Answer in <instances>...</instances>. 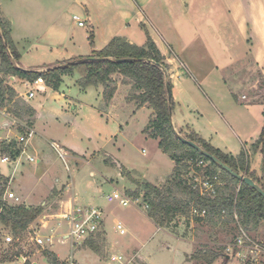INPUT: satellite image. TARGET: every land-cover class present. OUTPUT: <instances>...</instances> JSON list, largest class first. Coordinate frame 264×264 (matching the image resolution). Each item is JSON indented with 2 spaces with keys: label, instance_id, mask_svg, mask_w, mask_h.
Instances as JSON below:
<instances>
[{
  "label": "crops",
  "instance_id": "crops-1",
  "mask_svg": "<svg viewBox=\"0 0 264 264\" xmlns=\"http://www.w3.org/2000/svg\"><path fill=\"white\" fill-rule=\"evenodd\" d=\"M172 1L176 2L177 0H0V12L10 24L11 43L14 51L18 54L15 64L17 67L24 70L30 69H26L22 64V51L27 48L31 49L32 45L40 46L43 52H48V49L64 50L66 56L70 54L66 47L71 45L75 49L72 50V52H76V54L81 55V57H86L92 53L93 49H101L114 37L122 38L125 41L137 46H144L146 44L147 37H150L160 53L164 56V61L170 69L166 72H168L167 75L172 85V125L176 131L179 133L180 129L183 131L188 129L190 132L193 131L202 139H204L202 135L194 128L193 124L195 117L201 115L200 111L204 109L202 106L207 104L211 108L210 110L215 111V113L219 115L220 118H224L223 113L225 112L228 114V111H232V107H235L236 101L238 106H243V112L247 113V118L251 121V131H249L250 147L248 149L244 147V149L248 152L249 156L251 154V156L254 158L261 156V148H253L252 153H250V150L252 147L251 145L258 139L264 126V87L258 88L257 86L259 85L260 80L264 81L263 44L260 43L258 45V42L256 41L252 43L253 34L250 30L247 32V34H245L244 39L239 37V41L243 42L242 52L245 50L244 57L249 56L251 58L253 55V59L250 60V63L257 73V78L251 83V85L243 82L244 79L240 81L238 79L239 75H236L240 69L234 70L232 66L235 62V53L236 56L238 53V49L236 47L238 45V41L236 42V39H238L239 35L237 34L233 37L231 34H225V37H223L224 41H221L222 43L215 41L211 42L209 45L203 38V35L201 34L202 31H196L197 27L195 26L194 21L188 20L190 17L187 16L188 13L185 6L179 5L177 8H175V6L173 7L171 4ZM179 2L182 4L181 0H179ZM73 15H77L81 20H83L84 25L78 26L72 19ZM28 24H34V26L37 24L39 25V28L40 25L43 24V29L41 28L42 31L41 29L39 30L38 33L41 34L40 38L38 37L34 44L32 40H28L27 46L24 47L23 38L26 36L25 33L27 30L32 28V26H27ZM173 32L178 39L177 43L179 44L177 48H173L172 46L169 47L166 42L163 41V36H160L162 40L160 41L156 35V33L158 35L166 33L167 35L165 34V36L169 38V33L173 34ZM215 37L220 41L217 33L214 34L213 32H210L209 38L213 40ZM262 39H264V36ZM201 44L203 45V48H200ZM202 49H205L206 51H203ZM225 50L226 52L231 51L230 56L225 57L223 55ZM218 51L219 55H217ZM73 56L75 55H71L70 57H66L62 60L50 61L48 63L42 62V64L39 65L29 66V68H34V71L38 72L46 71L48 69L60 66L62 61H70ZM179 56L184 59V62ZM207 56L210 58L205 59L204 57ZM218 56H223V59L219 60V58H217ZM78 76L81 78L80 73ZM64 77H66V75L62 74L61 80ZM110 77L112 79V85L115 86V92L113 95H115L120 87H125L126 99L128 96L127 88L130 86V84L125 82V78L117 72L111 74ZM31 81L33 80H27L14 75L6 76L4 80V82L10 84L15 89V91H17V88L22 86V84L27 86L29 89V82ZM97 86H99L101 89L100 94L103 93V85L97 84ZM78 87L80 90L85 89L80 86ZM247 88H253L254 90H257V92H255V98H251ZM47 90H49L48 93ZM37 92L44 94L46 93L45 98H47V100L45 101V104L44 102H39L38 104L41 107L47 104V107H44L42 110L55 113L56 121L68 124L67 119L73 115L67 111V108L72 109V106L77 105L74 100H77L78 97H73L71 95L67 96L64 90L49 89L46 86V83L45 89L43 91H36L34 96ZM25 93L26 91L24 93H20L19 96H22L25 100H29L28 103L30 107L34 109L33 117L36 118V115L38 117L39 112L37 114V109L34 106L35 104L30 102V99H32L34 96L32 98H26ZM208 93L213 97H209ZM242 96H244V98ZM257 98H259V100H257ZM176 100L177 107L180 112L179 119H183L184 121L182 124H178V119L175 114L176 108L174 106V102ZM125 101L134 107L132 109L133 113L131 116H135V114L141 110L147 111L146 105L137 107L133 100L126 99ZM97 111H99L101 115L104 112H108L106 110L99 109ZM148 111L149 118L151 111ZM213 111L211 112L213 113ZM250 111H252L253 114H251ZM148 118L144 126H146ZM14 121H18L19 123H27V121H20L16 117L10 116V114L6 112V109H0V138L3 141H13L15 143V148L18 150L14 155L16 156L22 150L23 142L18 141L19 137L22 135L21 126L16 125ZM73 122H75V120H73ZM254 124L256 125L254 126ZM29 125L34 128L35 133H37V131L40 132L42 135L41 137L43 138L41 142L36 139L34 144H31V147H33V145L35 146V152H41L42 158L37 157L40 159L38 160L34 154L30 155L34 156L37 165L42 162L43 159L45 162H48L50 155H43L44 148H48L50 150L49 154L55 153V151L51 148L50 142H58L57 139L61 138V136L58 134L56 135V139L53 138V135H51L49 132H45V127H43L42 124H40L39 128L38 124L34 120L32 124ZM227 125L230 126L228 123ZM119 127L122 128L121 125ZM143 129L142 132L150 137L143 131ZM245 131H248V129H245ZM10 135L12 137H10ZM31 140L27 146L30 144ZM155 141L158 146V140L155 139ZM27 146H25V151L26 154H29ZM63 147L72 154L73 149L67 146ZM240 152L241 151L235 152V154L232 155L236 157L240 154ZM72 155L75 157V161L81 160L85 164L90 165L88 160H84V157L74 154ZM23 158L24 156H22L18 164H15V162L11 164H0V173L8 178L6 190L11 195V197L7 198V203L19 204L20 202L29 208L32 206L38 207L43 205L45 208L48 202L47 198L54 194V190L58 191L62 186L67 187L68 183L66 185H63L62 183L59 184V178L57 176H47L46 168L42 169V171L31 168L22 170L24 165V163L22 164ZM26 161L29 163L34 162L28 160ZM170 161L172 163L171 169L173 170L175 163L172 159ZM113 162L117 164L116 160ZM2 165L5 167L4 170L1 168ZM118 167L119 171L117 174L122 175L121 165L118 164ZM17 171L19 172V177L14 176ZM89 173L94 175L95 172L93 170L91 171L90 169ZM171 173L172 171L170 174ZM170 174H167L166 176H163L164 174L162 175V173L154 174V176H156L155 180H149L145 175L134 176L131 174L130 178L132 180L131 183L133 187L136 186L135 184L138 183L137 180L139 179L141 182H148L152 185L159 186ZM183 178L187 181L188 185H190L188 180L185 177ZM105 180L108 181L110 185H114L111 192H113L115 189L122 190L128 195L141 198V202L146 203L143 200L142 195L136 196L138 194L127 193L124 189H120L115 186V183H113V181L110 179L105 177ZM70 184L72 186V182ZM133 187L129 188L134 190L132 189ZM125 189L127 190L128 187ZM62 192V196L57 194L59 195L57 196V200L59 202V207H64V209L60 208V210H58L60 212L57 211L58 213L56 214L60 215L61 217L68 210L70 204L75 202V197L71 198V196H68L67 190H65V188ZM111 192H108V194ZM14 197H17L19 202H15L13 199ZM81 199L83 204L79 205L100 207L103 210V217L98 230L93 235L80 241L70 240V242L75 243L76 245L75 255H73L72 258L75 257L77 259L76 263L78 264H88V261L94 264L101 262L98 249L99 251L100 249L103 251L102 254L105 255V259H107L109 263H113L108 259L110 254L120 253L124 257L127 256L126 258H128L129 254H126V249H133V254H135L139 260L145 264H149L143 254L142 245L138 246L136 241L137 226H139V223L143 224L142 222H147V224L149 223L153 227H156V230L165 232L176 239L182 240L189 244L191 243L187 238L172 233V220L161 224L158 221L150 218L148 215L149 210L147 211L142 207L134 205L122 206L116 203H107L111 205L106 206L104 204V201L106 200L105 196V200L103 201L93 196H89V192H87L86 196ZM105 202H107V200ZM192 204H194V202L190 203V205ZM42 213L45 214H41V216L48 215L51 216V218L46 219V217L42 216V218L38 219L41 223L40 230H44L46 225L48 228L51 226L49 233L53 232V234L47 233L45 236L49 235L53 238L58 235L62 238L60 240L61 244H64L67 240V238L65 239L64 234L66 233V230L62 229L60 222H57L55 225H53L55 220H53L52 217L54 214H50L49 212L46 213L45 209ZM117 221L121 222L123 228L125 229L123 234H120L115 228V223ZM179 226L180 225H178L176 228H179ZM127 232L128 234H126ZM115 233H118V235H128L127 241L125 238H114L113 235ZM49 249L54 252L57 257H59L57 252L53 251V249L50 247ZM190 253L191 250L190 252H184L185 257L187 256V258H189ZM227 256L231 258V256ZM228 257H226L227 260H229ZM18 264H20V262Z\"/></svg>",
  "mask_w": 264,
  "mask_h": 264
},
{
  "label": "rangeland",
  "instance_id": "rangeland-1",
  "mask_svg": "<svg viewBox=\"0 0 264 264\" xmlns=\"http://www.w3.org/2000/svg\"><path fill=\"white\" fill-rule=\"evenodd\" d=\"M181 1L182 4L179 2V0H177L176 2L172 1L171 4L173 5V7L175 6V8H177L179 5L185 6L188 13L187 16L190 17L188 20L194 21L195 26L197 27L196 31H202L201 34L209 45L211 42L215 41L222 43L221 41H224L223 37H225V34H231V36L233 37L234 35H239L238 39H236V42L238 41V45L236 46L238 49V53L237 56L235 53V62L232 66L234 70L240 69L236 73V75H239L238 79L240 81L244 79L243 82L251 85V83L257 78V73L250 63V60L253 59V55L251 56V58L249 56L244 57L245 50L242 52L243 42L239 41V39H244L245 34H247V32L250 30L253 34L252 43L256 41L258 42V45L261 43L264 46V39H262V37L264 36V0ZM27 26H32V28L27 30V32L25 33L26 36L23 38L24 47L27 46L28 40H32L34 44L37 38H40L41 34H39L38 32L43 27V24L40 25V28L37 24L35 26L34 24H28ZM210 32H213L214 34L217 33L220 41L217 40L216 37L211 40V38H209ZM165 34L158 35L156 33L157 38L160 41H162L160 36H163V41L166 42L169 47L172 46L173 48H177L179 43H177L178 39L176 38L175 33H169V38L165 36ZM66 48L70 53L67 56L64 50L48 49V52H43L40 46L32 45L31 49L27 48L22 51L23 59L21 61L26 69L35 70L34 68H29V66L39 65L42 64V62L48 63L54 60H62L66 57H70L71 55H75L72 57V59H78L79 57H81V55L76 54V52H72V50H75L73 46L69 45ZM200 48H203L202 44L200 45ZM202 50L206 51L205 49ZM230 54L231 51L226 52V50L223 53L225 57L230 56ZM217 55H219V51L217 52ZM222 57L223 56H218L217 58H219V60H222ZM180 58L184 62V59L182 57ZM204 58L209 59L210 57L207 56ZM73 61L71 63H73ZM66 62L67 61H62V63ZM167 70H170L168 66L166 71ZM79 73V67L73 68L71 73L65 74L66 77L61 80L57 88L58 90H64L67 96L71 95L73 97H78L77 100H74L77 105L72 106V109L67 108V111L73 115H70L71 117L67 119L68 124L56 121L55 113L47 110H42L44 107H47V104L43 105V107L38 104L39 102H44L45 104L47 98H45L46 93L44 94L40 92H37L36 95L32 99H30V102L35 104L34 106L37 109V114L39 112L38 117L37 115L36 118H34L33 116L30 117L27 114L22 115L21 118L16 117L20 121H27V124H32L34 120L38 124L39 128L40 124H42L43 127H45V132H49L55 139L57 138L56 135L59 134L61 136V138L57 139L59 144L73 149L72 154L84 157V160H88L90 163L89 165L85 164L81 160L75 161L74 157L73 159H70L68 161L67 168L55 153L49 154L50 150L48 148H44L43 152V155H50L48 158V162H45L43 159V161L37 165L36 160L33 163L27 162L25 157L22 160V164L24 163L22 170L31 168L42 171V169L46 168L47 176H57L59 178V184L62 183L63 185H66L68 183L67 187L62 186L60 190H54V194L50 195L47 198L48 202L45 208L43 205L40 206L42 207V212H44L45 209L46 213L49 212L50 214H54L52 217V219L55 220L53 222V225H55L57 222H60V225H62V229L66 230V232L68 229L66 226V222L61 219L60 215H56L58 212H60L58 211L60 210V208L64 209V207H59V202L57 200V196H59L57 194H60L62 196V191L64 188L65 190H67L68 196H71V198L75 197V204H83L81 202V198L86 196L87 192H89V196H93L99 200L104 201V196L108 194V192H111L114 186L112 184L110 185V183L105 180L106 177L113 181V183H115V186L120 189H124L127 193L140 192L137 193L138 195H136L139 196L142 195L144 191L141 180H137L138 183H136V186L133 187L131 183L132 180L127 175V173L131 172V174L134 176L145 175L149 180H155L156 176H154V174L162 173V175L164 174L163 176H166L167 174H170L171 171H173L171 169V158L167 156V154L164 153L161 149H159L155 139H153L152 137H148L142 132L143 126L148 118V110L151 111V114L148 118L147 123L153 117L152 109L147 106V111L141 110L137 112L135 116H131V114L133 113L132 109L134 107L133 105L125 101L126 99L129 100L128 97L131 94V85L127 88L128 96L126 97V99V88L120 87L115 95H113V97L109 101H106L104 100L103 93L100 94L101 89L99 86L90 84L82 87L80 85V78L78 76ZM78 86L85 89L80 90ZM257 86L258 88H263L264 81L260 80L259 85ZM47 87L49 89L51 88L50 86ZM51 89L54 90L53 88ZM27 90L28 87L24 86L23 84L22 86L17 88L16 94L18 105L25 103L26 105L30 106L28 103L29 100H25L22 96H19L20 93H24ZM247 91L249 92L251 98L256 97L255 92H257V90H254L253 88H247ZM48 92L49 90H47V93ZM208 96L211 98L213 97L210 94ZM257 100H259V98H257ZM174 106L176 108L175 114L178 119V124H182L184 121L183 119H179L180 112L177 107V100L174 102ZM202 107L204 109L200 111L201 115L195 117L193 124L194 128L202 135L207 143H209L212 147L218 148L222 152L229 155L235 154V152L242 151L244 147H246L247 149L250 147L249 131H251V121L247 118V113L243 112V106H238L235 101V107H232L233 110L228 111V114L224 112V118L221 117L222 119L215 113V111L210 110L211 108L207 104ZM0 109H6V111L10 113V111L14 109V105L13 103L6 104V106L0 107ZM98 109L106 110L108 112H104L101 115L99 111H97ZM211 111H213V113ZM250 112L251 114H253L252 111ZM73 120H75V122H73ZM227 123L230 126H228ZM120 125L122 126V128L119 127ZM255 125L256 124H254V126ZM245 129H248V131H245ZM180 132L182 136L190 133L188 129H186V131L180 129ZM41 136V133L37 131L30 144L27 146L29 154H34L36 156V159L42 158L41 152H35V146L33 145V147H31V144H34L36 139L41 142V140H43ZM10 137L12 136L10 135ZM251 146L252 147L250 153H252L253 148H255L254 144H252ZM257 148L260 149L261 145H258ZM243 151H245L248 158L249 172L254 171L256 177L261 178L263 173V154L261 153V156L254 158L253 156H251L252 154L249 156L248 152L245 149ZM114 159L117 161V164L113 162L115 161ZM0 164L4 163L0 162ZM118 164L121 165L122 175L117 174V172L119 171ZM1 168L3 170L5 169L3 165L1 166ZM90 169L91 171L93 170L95 172L94 175H91L89 173ZM190 171V168L186 170L183 174V177L188 178V173ZM238 173L244 175L243 172ZM14 176L19 177V172L17 171ZM218 177H221V174H218ZM71 182L72 186L70 184ZM164 182L165 180L163 181V183ZM256 183L259 185V182ZM126 187H128L127 190L125 189ZM129 187H133L132 189L134 190H131ZM178 197H180V195H178ZM105 201L104 204L106 206L111 205L107 204L108 202ZM15 202L19 201L17 200ZM19 204L21 203L19 202ZM142 204L145 203L143 202ZM31 208L35 207L32 206ZM146 210L148 211L149 208H146ZM42 216L46 217V219L51 218V216L48 215ZM42 216L40 215L35 220L30 222L26 229L22 230L19 233L14 242L4 243L0 241V264H18L19 262L21 264L24 261L21 262L20 258H24V260L28 259L31 264H54L52 255L55 256L58 264H68V260L77 262V259L75 257L72 258V256L75 255L76 251L75 243L70 242L72 238L68 239V237L65 236V239L67 238V240L64 244H61L60 240L62 238L56 235L52 238L53 245L51 246L47 243L44 244V246H41L34 243V241L30 239V236L32 235V229L34 228L35 230H37L36 232L41 236H45V234L47 233L53 234V232L49 233V229L51 227L50 225L49 228L46 225L44 230H40L41 223L38 219L42 218ZM200 218L201 217H195L188 212L187 215H177L172 219V233L187 238L191 242L190 244L176 239L175 237L165 232L156 230V227H153L149 223L147 224V222H142L141 220L143 224L139 223V226H137L136 241L138 246L142 245L143 254L148 263L208 264L206 260H191L184 255V252H190L191 250L190 256L195 254L197 257H199V251L207 249V251L219 253V255L209 264H264V254H249L247 256V260H241L236 256H231L230 258L226 255V257L229 258V260H227V258L225 257L226 252L223 247H225L224 245H226L227 243L232 242L231 240L233 239V237L239 234V226H235L236 223L233 222L223 226H221L220 224L211 226L204 223ZM178 225H180L179 228H176L178 227ZM0 227H2V225H0ZM5 229L7 228L5 227ZM243 230L249 238L262 244L264 247V220H261L257 225L250 224L248 228H243ZM8 232L12 234L10 230H8ZM126 234H128V232ZM126 234L118 235V233H115L113 237H117L118 239L125 238L127 241L128 235ZM82 239L84 238L75 240L80 241ZM49 247L53 249V251L57 252L59 257L61 258L57 257L54 252L49 249ZM16 250H18L21 255L19 254L18 256H12L11 254ZM132 251L133 249H126V254H129L128 264H145L144 262L139 260ZM46 252L51 253V255H47ZM98 252L101 261L98 262V264H114L109 263L108 260L105 259V255L102 254L103 251L101 249L100 251L98 249ZM88 264L94 263L88 261Z\"/></svg>",
  "mask_w": 264,
  "mask_h": 264
},
{
  "label": "trees",
  "instance_id": "trees-1",
  "mask_svg": "<svg viewBox=\"0 0 264 264\" xmlns=\"http://www.w3.org/2000/svg\"><path fill=\"white\" fill-rule=\"evenodd\" d=\"M17 58L18 54L14 51L10 39V24L0 12V107L13 103L14 109L10 113L6 111L10 116L21 118L22 115L27 114L32 117L34 116V109L25 103L18 105L16 91L10 84L4 82V77L14 75L27 80L42 77L47 86L56 90L61 82L62 74L71 73L75 67L80 69L79 83L82 87L90 84L103 85V97L106 101H109L115 92V86L111 83L110 75L116 72L121 74L125 78V82L131 85V94L128 99L133 100L137 107L146 105L152 109L153 117L143 131L158 140V147L174 161L175 167L165 182L159 186L148 182L141 183L144 190L143 200L149 206L148 215L150 218L164 224L171 221L177 214L187 215L190 203L194 202L200 208L206 209V216L200 219L207 225L220 224L223 226L233 222L236 223L235 226L246 229L250 224L257 225L261 220H264V197L262 195L217 163L199 154L197 150L183 142L175 133L168 111L166 81L170 88L172 85L169 78L166 80L164 73L167 64L164 61V56L150 37H147L144 46H137L122 38L114 37L104 47L98 50L93 49L92 53L84 58H74L67 61L68 63L42 72L20 69L15 64ZM119 59L129 60L119 61ZM72 61L73 63H71ZM184 137L196 142L233 171L243 172L244 175L259 182L260 187L264 190L263 176L257 178L254 171L249 172V162L245 151H241L235 157L212 147L193 131ZM253 144L254 147L261 145L263 154L264 126ZM17 151L13 141H0V155L8 154L14 157ZM199 158L209 162L206 167L207 174L212 177L217 173L221 174L220 179L224 182L223 186H216V195L213 198L199 196L197 190L188 185L183 178V174L190 167L189 164H194ZM127 175L131 177L130 173ZM7 182L8 178L0 173V225L6 227L14 237H17L30 222L41 215L42 207L29 208L23 204L5 202L3 193L7 187ZM137 193L140 192L135 194ZM222 210L225 212L222 213ZM233 212L237 214L238 221L234 219ZM199 253V257L194 254L189 259H202L209 264L219 255V253L207 251V249L199 251ZM19 254V251L16 250L11 255L18 256ZM46 254L51 255L49 252ZM52 258L54 264H58L54 255ZM21 264H31V262L26 259Z\"/></svg>",
  "mask_w": 264,
  "mask_h": 264
},
{
  "label": "built area",
  "instance_id": "built-area-1",
  "mask_svg": "<svg viewBox=\"0 0 264 264\" xmlns=\"http://www.w3.org/2000/svg\"><path fill=\"white\" fill-rule=\"evenodd\" d=\"M72 19L78 26H83L84 21L81 20L77 15H73ZM30 88L26 91L25 97L32 98L36 91H43L45 89V83L42 77H37L33 81L29 82ZM244 98V96H242ZM16 125L21 126L22 135L19 137L18 141L23 142V148L20 153L14 157L9 156L8 154L0 155V162L4 164H15L19 163L22 156L26 158L28 161H34V156L30 154H26L25 146L29 143L31 138L35 135V130L32 126L27 123H19L18 121H14ZM2 139L0 138V141ZM51 148L55 151L58 158L64 163V165L68 168V161L73 159L74 156L61 144L56 141L50 142ZM209 162L204 160L203 158H199L194 164L190 165V172L188 173V178H186L189 184L198 191L199 196H206L213 198L216 195V186H223L224 182L218 177V174L213 177L207 174L206 167ZM11 197V195L5 189L3 193V200L7 202V198ZM15 201L18 200L17 197L13 198ZM105 199L108 203H116L122 206H138L143 209L148 208V204H142L140 198L133 197L131 195L126 194L122 190L115 189L113 192L106 194ZM142 204V205H141ZM141 205V206H140ZM190 213L195 217H205L207 212L205 208H200V206L192 204L189 208ZM225 211L222 210V213ZM234 219L238 221L237 214L233 212ZM103 217V210L100 207L95 206H82L79 204H75V202L71 203L68 210L62 215V219L67 224V232L65 236L68 239L72 238V240L86 238L93 235L101 224V220ZM116 230L119 231L120 234L125 232L123 225L121 222L117 221L115 223ZM37 230L32 229V235L30 239L34 241V243L44 246V244L52 245V237L50 236H41L37 232ZM14 236L8 232V229L4 227H0V241L4 243H11L15 241ZM74 239V240H75ZM232 242L224 245L225 254L229 256H236L241 260H247V256L249 254H264V247L262 244L252 240L249 238L244 232L243 228L239 226V234L233 237ZM21 255V254H20ZM21 262L25 261L24 258H20ZM109 261L117 264H128L129 259L123 257L120 254L112 253L109 255ZM68 264H78L73 260H68Z\"/></svg>",
  "mask_w": 264,
  "mask_h": 264
},
{
  "label": "water",
  "instance_id": "water-1",
  "mask_svg": "<svg viewBox=\"0 0 264 264\" xmlns=\"http://www.w3.org/2000/svg\"><path fill=\"white\" fill-rule=\"evenodd\" d=\"M122 60H129V59H119V61ZM22 69V68H20ZM24 70V69H23ZM166 80L168 79L167 72L164 71ZM166 91H167V102H168V111H169V117L171 120V125H172V92L171 88L169 87L168 82L166 81ZM173 127V125H172ZM175 133L179 136V138L189 144L191 147H193L195 150L198 151L199 154L206 156L208 159L211 161L217 163L219 166L224 168L226 171L231 173L234 177L238 178L240 181L246 183L247 185L253 187L260 195L264 197V190L250 177L242 175L236 171H233L230 167H228L226 164L222 163L216 156L213 154L209 153L208 151L204 150L200 145H198L196 142L191 141L189 139H186L184 136L179 134L176 129L173 127ZM263 179H264V144H263V173H262Z\"/></svg>",
  "mask_w": 264,
  "mask_h": 264
}]
</instances>
